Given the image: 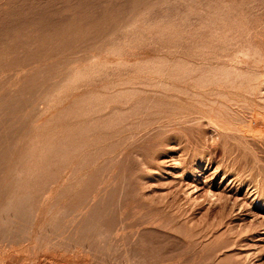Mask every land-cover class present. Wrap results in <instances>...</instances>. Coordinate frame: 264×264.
Wrapping results in <instances>:
<instances>
[{
	"label": "rangeland",
	"instance_id": "1",
	"mask_svg": "<svg viewBox=\"0 0 264 264\" xmlns=\"http://www.w3.org/2000/svg\"><path fill=\"white\" fill-rule=\"evenodd\" d=\"M263 57L264 0H0V264H264Z\"/></svg>",
	"mask_w": 264,
	"mask_h": 264
},
{
	"label": "bare ground",
	"instance_id": "2",
	"mask_svg": "<svg viewBox=\"0 0 264 264\" xmlns=\"http://www.w3.org/2000/svg\"><path fill=\"white\" fill-rule=\"evenodd\" d=\"M222 10H223V9H222ZM161 11H162V10H161ZM165 15H166V14H165ZM159 16H160V15H159ZM166 16H167V15H166ZM175 16H176V15H175ZM162 17H163V16H162ZM164 18H165V17H164ZM148 19H149V17H148L146 20H148ZM164 20H165V19H164ZM238 22H239V21H238ZM149 23H150V22H149ZM149 23H148V24H149ZM189 23H191V22H189ZM245 23H246V22H245ZM187 24H188V23H187ZM183 27H184V26H183ZM183 27H182V28H183ZM187 27H188V26H187ZM157 30H158V29H157ZM186 30H187V29H186ZM149 31H151V30H149ZM109 36H110V35H109ZM237 36H238V35H237ZM106 37H107V36H106ZM161 39H162V38H161ZM101 42H102V41H101ZM237 47H238V46H237ZM238 48H239V47H238ZM239 49H240V48H239ZM239 49H238V50H239ZM82 50H83V49H82ZM91 50H92V49H91ZM96 51H98V50H96ZM181 51H182V50H181ZM239 52H240V50H239ZM239 52H238V53H239ZM259 52H260V51H259ZM256 53H257V52H255V54H256ZM167 54H168V53H167ZM167 54H166V55H167ZM255 54H254V55H255ZM114 55H115V54H114V52H112V51H111V52L107 51V53L104 52V51H102V52H101V51H98L97 54H96V56L93 57L91 60H94V58H99V59L113 58ZM236 55H237V54H236ZM176 56H177V55H176ZM178 56H179V55H178ZM178 56H177V57H178ZM238 57H239V56H238ZM261 57H262V56H261ZM173 58H174V57H173ZM252 58H253V57H252ZM252 58H251V59H252ZM263 58H264V57H263ZM263 58H262V59H263ZM45 59H46V58H45ZM170 59H171V58H170ZM252 61H253V60H252ZM262 61H263V60H262ZM232 62H233V61H232ZM200 63H202V62H200ZM234 63H235V62H234ZM253 63H254V62H253ZM171 64H172V63H171ZM196 64H197V63H196ZM209 64H210V63H209ZM216 64H217V63H216ZM254 64H255V63H254ZM256 64H257V63H256ZM256 64H255V65H256ZM210 65H211V64H210ZM259 65H260V63H259ZM231 66H232V65H231ZM262 67H263V66H262ZM77 68H78V67H77ZM230 68H232V67H230ZM24 70H25V69H24ZM177 70H178V69H177ZM57 71H58V70H57ZM241 73H242V72H241ZM223 75H224V73H223ZM261 75H262V74H261ZM60 76H61V75H60ZM240 76H241V75H240ZM256 77H257V76H256ZM170 78H171V77H170ZM261 78H262V76H261ZM61 79L63 80L64 78L61 77ZM71 79H72V78H71ZM190 79H191V78H190ZM224 79H225V78H224ZM64 80H65V79H64ZM66 80H67V79H66ZM68 80H70V79H68ZM68 80H67V81H68ZM72 80H73V79H72ZM158 80H159V79H158ZM188 80H189V79H188ZM232 80H233V79H232ZM257 80H258V79H257ZM259 80H260V79H259ZM60 81H61V80H60ZM70 81H71V80H70ZM207 81H208V78L206 79V82H207ZM65 82H66V81H65ZM65 82H62V83H65ZM208 82H210V81H208ZM55 83H56V82H55ZM167 83H168V82H167ZM170 83H171V82H170ZM224 83H225V82H224ZM228 83H229V81H228ZM65 84H66V83H65ZM69 84H70V82H68V85H69ZM178 84H179V83H178ZM236 84H237V83H236ZM248 84H249V83H248ZM51 85H52V83H51ZM55 85H56V84H55ZM175 85L177 86V84H175ZM182 85H183V84H182ZM228 85H229V84H228ZM57 86H58V85H57ZM62 86H63V85H62ZM237 86H239V84H238ZM51 87H53V86H51ZM55 87H56V86H55ZM55 87H54V89H55ZM65 87H66V86H65ZM182 87H183V86H182ZM211 87H212V85H211ZM59 88H60V87H59ZM61 88H62V87H61ZM71 88H72V87H71ZM185 88H186V87H185ZM213 88H214V86H213ZM233 88H234V87H233ZM64 89H65V88H64ZM77 89H78V88H77ZM177 89H178V88H177ZM209 89H210V88H209ZM51 90H53V89H51ZM58 90H59V89H58ZM189 90H190V89H189ZM206 90H208V89H206ZM206 90H205V91H206ZM216 90H217V89H216ZM216 90H215V91H216ZM53 91H55V90H53ZM203 91H204V90H203ZM59 92H60V91H59ZM197 92H198V91H197ZM200 92H201V91H200ZM231 92H232V91H231ZM238 92L240 93L241 90H239ZM238 92H237V93H238ZM61 93H62V92H61ZM155 93H156V92H155ZM181 93H182V92H181ZM215 93H216V92H215ZM226 93H227V92H226ZM55 94H56V92H55ZM63 94H64V93H63ZM66 94H67V93H66ZM76 94H77V93H76ZM36 95H37V94H36ZM53 95H54V94H53ZM67 95H69V94H67ZM211 95H213V94H211ZM61 96H62V95H61ZM61 96H60V97H61ZM180 96H181V95H180ZM213 96H214V95H213ZM213 96H212V97H213ZM43 97H44V96H43ZM61 98H62V97H61ZM228 98H229V97H228ZM42 99H43V98H42ZM47 99H48V98H47ZM192 99H194V98H192ZM192 99H191V100H192ZM216 99H217V97H216ZM167 100H169V99H167ZM188 100H189V99H188ZM211 100H212V99H211ZM231 100H232V99H231ZM233 100H234V99H233ZM235 100H236V99H235ZM239 100H240V99H239ZM41 101H42V100H41ZM43 101H44V100H43ZM58 101H59V103H60V100H58ZM69 101H70V100H69ZM165 101H166V100H165ZM172 101H173V100H172ZM207 101H208V100H207ZM215 101H216V100H215ZM215 101H213V102H215ZM224 101H225V100H224ZM211 102H212V101H211ZM46 103H47V102H46ZM184 103H186V101H185ZM224 103H225V102H224ZM232 103H233V102H232ZM70 104H71V103H70ZM130 104H131V103H130ZM190 104H192V103L190 102ZM42 105H44L43 102H42ZM198 105H199V104H198ZM215 105H216V102H215ZM227 105H228V104H227ZM176 106H177V105H176ZM187 106H188V104H187ZM2 107H3V106H2ZM37 107H38V106H37ZM39 107H40V106H39ZM41 107H42V106H41ZM41 107H40V108H41ZM59 107H60V106H59ZM177 107H178V106H177ZM180 107H182V106H180ZM208 107H209V106H208ZM183 108H184V107H183ZM6 109H7V108H6ZM179 109H180V108H179ZM194 109H195V108H194ZM218 109H220V108H218ZM185 110H187V109H185ZM198 110H199V109H198ZM239 110H240V109H239ZM60 111H61V110H60ZM65 111H66V110H65ZM189 111H190V110H189ZM193 111H194V110H193ZM200 111H201V108H200ZM222 111H223V109H222ZM26 112H27V111H26ZM30 112H31V111H30ZM51 113H52V112H51ZM58 113H60V112H58ZM174 113H175V112H174ZM193 114H194V113H193ZM210 114H212V113H210ZM210 114H209V115H210ZM11 116H12V115H11ZM184 116H186V118H187V115H184ZM182 117H183V116H182ZM183 118H184V117H183ZM201 118H202V117H201ZM206 118H207V117H206ZM212 118H213V117H212ZM188 119H189V118H188ZM168 120H169V119H168ZM212 120H214V118H213ZM38 121H39V120H38ZM173 121H174V120H173ZM184 121H185V120H184ZM184 121L182 120V123H183ZM188 121H189V120H188ZM209 121H210V124H211L212 122H211L210 119H209ZM209 121H206V122H209ZM168 122H169V121H168ZM180 122H181V120H180ZM215 122H216V121H215ZM18 123H19V122H18ZM37 123H38V122H37ZM160 123H162V122H160ZM173 123H174V122H173ZM175 123H176V121H175ZM79 124H80V123H79ZM155 124H156V123H155ZM165 124H166V123H165ZM158 125H159V124H158ZM168 125H169V124H168ZM213 125H214V124H213ZM24 126H25V125H24ZM159 126H160V125H159ZM26 127H27V126H26ZM164 127H165V126H164ZM164 127H163V128H164ZM213 127H214V126H213ZM8 128H9V127H8ZM18 128H19V127H18ZM160 128H161V127H160ZM216 128H217V127H216ZM14 129H15V128H14ZM219 129L221 130V128H219ZM219 129H217V130H219ZM22 130H23V129H22ZM227 130H228V129H227ZM241 130H242V129H241ZM241 130H240V131H241ZM147 132H148V131H147ZM245 132H247V131H245ZM16 135H17V134H16ZM22 136H23V135H22ZM218 137H219V136H218ZM7 138H8V137H7ZM13 140H14V139H13ZM17 151H18V150H17ZM9 153H10V152H9ZM12 156H13V155H12ZM17 159H18V158H17ZM10 160H11V159H10ZM17 163H19V162H17ZM100 163H101V162H100ZM5 164H6V163H5ZM12 164H13V163H12ZM12 164H11V166H12ZM14 165H15V163H14ZM5 166H6V165H5ZM9 166H10V165H9ZM17 166L19 167V165H17ZM40 166H41V164H40ZM6 167H8V166H6ZM9 168H10V167H9ZM15 168H16V167H15ZM4 169H5V168H4ZM16 169H17V168H16ZM39 169H40V168H39ZM7 170H8V169H7ZM10 170H11V168H10ZM12 171H13V170H12ZM15 171H16V170H15ZM4 172H5V171H4ZM4 172H3V174H4ZM10 172H11V171H9V173H10ZM12 173H13V172H11V174H12ZM44 173H45V172H44ZM7 174H8V173H7ZM14 174H15V173H14ZM8 175H9V174H8ZM12 175H13V174H12ZM19 175H20V174H19ZM37 175H39V174L37 173ZM41 175H44V174H41ZM5 176H7V175H5ZM9 176H11V175H9ZM3 177H4V176H3ZM16 178H17V177H16ZM7 179H8V178H7ZM10 179H11V178H10ZM18 179H19V177H18ZM62 179H63V178H62ZM16 180H17V179H16ZM16 180H15V181H16ZM7 181H8V180H7ZM13 181H14V179H13ZM13 181H12V182H13ZM21 181H22V180H21ZM4 182H5V181H3V183H4ZM9 182H10V181H9ZM10 183H11V182H10ZM10 183H9V184H10ZM20 183H21V182H20ZM14 184L16 185L17 183L14 182ZM0 185H1V184H0ZM11 185H13V184H11ZM15 185H14V188H15ZM6 186H7V185H6ZM8 186H9V185H8ZM0 187H1V186H0ZM9 187H10V186H9ZM16 187H17V186H16ZM10 189H11V187H10ZM12 189H13V187H12ZM7 190H9V189H7ZM3 191H5V190H3ZM10 191H11V190H10ZM10 191H9L8 193H11V192H12V191H11V192H10ZM6 193H7V192H6ZM209 193H210V192H209ZM5 195H6V194H5ZM11 195H12V194H11ZM11 195H10V197H11ZM208 195H209V194H208ZM6 196H7V195H6ZM8 196H9V194H8ZM5 198H6V197H5ZM220 198H221V197H220ZM9 199H10V198H9ZM7 200H8V198H7ZM29 200H30V199H29ZM3 201H4V200H3ZM9 201H10V200H9ZM10 202H12V201H10ZM8 204L10 205V203H8ZM6 213H7V212H6ZM49 213H50V212H49ZM47 214H48V213H47ZM50 214H51V213H50ZM50 214H49V215H50ZM88 214H89V213H88ZM54 216H55V215H54ZM13 218H14V217H13ZM55 218H56V217H55ZM55 218H54V219H55ZM51 224H52V223H51ZM43 227H44V226H43ZM46 229H47V228H46ZM98 230H99V229H98ZM11 231H12V230H11ZM33 236H34V235H33ZM65 251H66V250H65ZM46 256H47V254H46ZM54 257H55V256H54ZM61 257H62V256H61ZM85 257H86V256H85ZM27 258H28V257H27ZM44 258H45V257H44ZM69 258H70V257H69ZM74 258H75V257H74ZM228 258H229V257H228ZM47 259H48V258H47ZM57 259H58V258H57ZM57 259H56V260H57ZM65 259H66V258H65ZM77 259H78V258H77ZM81 259H82V258H81ZM71 260H72V259H71ZM72 261H73V260H72ZM66 262H67V261H66ZM69 262H70V261H69ZM78 263H79V262H78ZM69 264H70V263H69ZM81 264H82V263H81ZM84 264H86V263H84Z\"/></svg>",
	"mask_w": 264,
	"mask_h": 264
}]
</instances>
